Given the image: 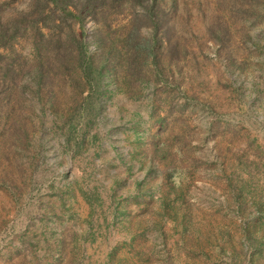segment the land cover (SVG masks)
I'll return each mask as SVG.
<instances>
[{"label": "rangeland", "instance_id": "rangeland-1", "mask_svg": "<svg viewBox=\"0 0 264 264\" xmlns=\"http://www.w3.org/2000/svg\"><path fill=\"white\" fill-rule=\"evenodd\" d=\"M66 1L0 0V264H264V0Z\"/></svg>", "mask_w": 264, "mask_h": 264}, {"label": "trees", "instance_id": "trees-1", "mask_svg": "<svg viewBox=\"0 0 264 264\" xmlns=\"http://www.w3.org/2000/svg\"><path fill=\"white\" fill-rule=\"evenodd\" d=\"M55 2L56 5H58L63 11L73 13L70 10H67V1L66 0H52ZM135 3H138L142 5L145 8V12L152 13V6H153V1L150 0H134ZM20 17L22 18H27L26 17V11L25 12H20ZM22 20V19H21ZM24 20V19H23ZM27 22L28 20H24ZM0 36H4L3 30L0 28ZM71 39L74 41H77V61L81 67V70L83 74L86 77H89L93 71V65L92 63H88L87 59V53L85 51V46L82 40L79 39L76 40V37L72 34H70ZM126 43L128 47L132 51V47L134 51L136 52V55L139 54L142 51H146L147 54H149L150 51H152L151 45L148 40L143 38L142 36L139 35L137 31V26L134 24L133 28L127 33L126 36ZM64 60L69 59L68 52L65 53L64 55Z\"/></svg>", "mask_w": 264, "mask_h": 264}]
</instances>
